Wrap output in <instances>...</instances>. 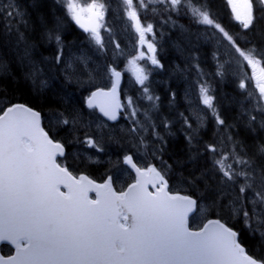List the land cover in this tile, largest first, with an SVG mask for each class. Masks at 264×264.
Returning a JSON list of instances; mask_svg holds the SVG:
<instances>
[{
	"label": "snow or ice",
	"instance_id": "snow-or-ice-1",
	"mask_svg": "<svg viewBox=\"0 0 264 264\" xmlns=\"http://www.w3.org/2000/svg\"><path fill=\"white\" fill-rule=\"evenodd\" d=\"M122 3L140 44L146 45L151 53L147 58L156 67L162 65L155 55V45L146 40V34L153 33V25L141 23L139 10H149L151 5L157 4L163 5L164 11L178 12L183 8L191 13L196 23L222 34L234 49L233 56L252 69L249 79L255 80L258 95L249 92L248 96L256 101L253 111L259 114V126L264 128V66H261L264 57L257 56L255 45L240 47L212 18L207 6L194 3V0H122ZM255 3L264 6V0H255ZM227 4L242 28L254 32L257 20L254 0H227ZM66 7L82 28L81 14H90L96 26L84 30L103 47L97 29L102 26L99 22L103 20L105 5L99 0H92L86 6H81L77 0H67ZM9 9L6 16L15 19L21 15L11 5ZM150 10L157 11L155 7ZM55 40L59 45V36ZM28 55L25 49L24 57ZM62 56L63 50L58 47L53 59L59 64ZM144 58L145 53L140 52L129 62L141 86L148 77L136 60ZM109 72L111 89L92 92L87 107L99 109L109 120H116L117 110L121 108L117 98L121 73L115 68ZM35 77L34 69L27 74L34 83ZM239 88L246 90L244 80L240 81ZM144 91L147 92V88ZM199 93L200 102L210 110L214 123L219 128H227L207 85L202 84ZM147 99L154 100L151 95ZM128 104L132 106L131 100ZM131 115L134 118L136 111ZM246 115L248 126L254 129L257 115ZM196 119L202 127L203 116L197 114ZM63 123L68 124L69 120ZM183 123L192 129L189 117H184ZM137 125L148 131L138 121ZM152 129L153 135L162 140L154 125ZM130 131L136 133L137 128ZM196 131L192 129L187 135L189 144L195 139ZM84 143L103 151L91 137ZM141 144H144L143 138ZM205 151L212 154L211 173L217 181L215 187L206 185L212 206L218 209V215L227 213L230 219H242L249 234L253 238L259 236L260 244L264 245V159L253 158L257 154L264 158V145L258 146L250 156L228 135L221 141L207 144ZM63 155V145L53 142L40 128L37 111L24 104H15L0 115V243L6 242L15 249V255L0 256V264H264V257L246 252L238 239L239 233L222 218L209 219L198 231L190 230L188 217L197 208V199L192 195L171 194L167 169L154 165L140 168L131 156H125L124 163L135 170L136 181L127 191L117 192L112 187L111 177L98 184L86 175L74 176L57 162L56 157ZM206 179L208 177L202 174L186 182L195 187ZM149 186L154 191H149ZM61 187L67 192L61 191ZM89 192H95V198H90Z\"/></svg>",
	"mask_w": 264,
	"mask_h": 264
},
{
	"label": "trees",
	"instance_id": "trees-1",
	"mask_svg": "<svg viewBox=\"0 0 264 264\" xmlns=\"http://www.w3.org/2000/svg\"><path fill=\"white\" fill-rule=\"evenodd\" d=\"M66 3L67 0H0V64L4 66L0 68V102L3 101L6 106L13 103H24L38 110L43 116V126L46 131L54 140L62 142L65 146L66 154L61 162L74 174L85 173L94 179L104 180L110 177L111 169L107 168L106 163L87 162L82 150L85 149L91 153L104 156L106 147L111 143L107 137V128L101 131L104 139L102 142L99 141L103 151L87 147L84 141L88 137L94 138L96 131L89 130L87 124L72 129L70 113L65 111L69 102V97L65 91L58 89L57 83L54 86L47 83L46 78L41 79V82H44L43 87L41 86L42 89H40L37 86L40 80L34 85L32 79L27 78V74L33 69L36 73L48 72L50 75L51 70L49 68L46 70L42 62H40L41 66H30L35 55L48 58V65L58 71L67 49L74 46L76 50H80L78 44L86 42V31L72 19ZM194 3L206 5L212 18L236 39L240 47L246 48L255 45L257 56L264 57V6L255 3L254 0V13L257 20L253 32L251 29L246 31L242 28V25L234 18L227 0H194ZM10 5L21 15L15 19L6 16L5 13L10 10ZM151 7H155L157 11H151ZM163 8V5L157 4L151 5L149 10H139L141 23L153 25V42L159 52V61L166 65L170 61L169 58L162 57L167 52L170 54L172 50L168 41L175 42L178 47L182 48L184 55L185 53L189 54V59L174 58V60H178L179 66L183 70L187 67L189 73H191V68L199 72V78L203 79L209 87V91L214 97V104L228 127L219 128L214 123V119L209 118L202 129H197L195 139L189 144L187 135L192 133V129L196 125L192 126V129L187 128L183 123L184 117H186L184 105L183 108L180 107L184 112L183 116L178 111L172 112L170 108L165 106V102L168 100V89L165 92L164 87L156 85L157 93L155 96L159 98L160 106L155 108L154 113H149L144 109L137 111V117L144 116L151 123V130L141 134L140 137L143 136V141H145L149 140L150 135L154 136L152 129V125H154L155 132L163 137L160 140L154 136L156 138L154 141L157 142L158 156L162 158L161 160L167 168L166 179H168L169 185H182L188 195L197 199L198 212L206 210V217L222 218L223 222L239 233L238 239L248 254L264 257V245L260 244L259 236L253 238L244 226L242 219H230L227 213H219L218 215V209L212 206V200L206 191V185L215 187L217 183L211 173L212 154L205 151L207 144L221 141L223 137L231 135L238 147L242 146L244 152L250 156L258 146L264 145V128L259 126V119L254 129L248 128V116H245L246 120L241 119L239 121L237 109L223 106L220 100V93H222L220 84L225 82L228 66H233L239 69L243 78L239 76L233 82L226 81L227 84L222 90L225 92L232 91L234 95H238L245 101L244 110L247 113L257 115L259 118V114L253 111L256 101L251 100L248 96L250 90L253 89V80L244 79L246 75L249 77L248 73L252 69L248 70L246 62H240L233 56L234 49H231V46L223 39L222 34L214 28L196 23L195 18L186 9L182 8L178 12H171L164 11ZM56 24L62 29L58 30L55 27ZM49 35L52 36L51 40H49ZM56 36L60 38L59 45L55 40ZM248 41H251V44ZM58 47L63 50L62 60L59 64L53 59ZM25 49L29 52V60L23 56ZM102 52L105 51L102 50ZM181 54L183 57V53ZM226 59L229 61L228 64H225ZM261 66H264V59H262ZM77 69H80L81 72H78L80 75L83 70L79 67ZM218 71L222 72V75L218 74ZM241 80H244L246 90L239 88ZM68 89L74 92L78 98L75 102L77 110L83 111L86 115L94 116L93 112L85 106L88 90L73 86ZM67 108L70 109L72 106ZM125 113L126 110L121 114V117H124ZM145 114H147V118ZM51 116L63 120L67 119L69 123L56 125L50 120ZM161 116L163 120L159 118ZM169 119H177L178 121L171 125ZM82 120L84 122L86 117ZM167 120L169 124L168 136L165 135L167 132L163 134V126ZM76 129L78 130L75 131ZM117 134L119 135L120 132L118 131ZM119 156L123 157L122 155ZM253 158L264 159L258 154ZM202 174L208 179L199 181L195 187L186 182L193 177H201ZM192 224L196 225L195 222ZM3 252L8 254L10 250Z\"/></svg>",
	"mask_w": 264,
	"mask_h": 264
},
{
	"label": "rangeland",
	"instance_id": "rangeland-1",
	"mask_svg": "<svg viewBox=\"0 0 264 264\" xmlns=\"http://www.w3.org/2000/svg\"><path fill=\"white\" fill-rule=\"evenodd\" d=\"M91 2L92 0H78V3L81 6H86ZM99 2L105 5L103 20L99 22L102 26L97 29L101 36L103 47L97 45L96 42L91 39V33L86 31V42L84 44L82 42L78 44L80 50H76L74 46H70V48L67 49V53L61 63V68H59L58 71L48 65V58L42 57L38 54L35 55L33 57L34 61L31 62L30 66H41L40 62H42L46 70L49 68L51 72L50 75H48V72L36 73V82L34 83L32 80V83L35 85L40 80L37 86L42 89L44 81L41 82V79L46 78L48 80L47 83H50L52 86L57 83L58 89L65 91L69 97L67 107L72 106L70 109L66 107L65 110L67 113H70L69 117L70 124L73 126L72 129L74 127L78 128V126L83 127L87 124L89 130L96 131V136L93 139L99 143V141L102 142L104 139L101 131L104 128H107V137H109L111 143L106 147L105 155H97L96 153H91L85 149L82 150V153L85 154L87 162L106 163L107 168L112 171V186L124 190L128 184L135 181L129 169L131 166L124 163L125 156H131L133 162L140 168L154 165L158 169H166L161 160L162 158L158 156L157 142L155 143L154 141L156 138L150 135L149 140H145L144 144H141V138L144 139V137H140V135L144 134L145 131L137 125L138 121L140 124L145 125L148 130H151L150 121L145 119L144 116L137 117V111L144 109L149 113H154L155 108L159 105L158 99H155V94L157 93L156 85L164 87L165 92L166 89H168V100L165 102V106L170 108L172 112L178 111L180 114L184 113L183 110L180 109V107L183 108L184 105L186 117L190 118L192 126L196 125L194 129H202V127L198 125L196 119L197 114L203 116V126L209 118H214L211 115L210 110L206 109L200 102L199 88L202 84H206L203 79L201 80L199 78V72L191 68V73H189L187 67L183 70V68H180L178 60H174V58H182V60L189 59V54L185 53L184 55L182 48L178 47L175 42L168 41L172 50L170 54L167 52L168 55H162V57L170 59L168 65L161 63L160 61L162 67L152 65L151 61L147 58L151 53L146 45L142 46L140 44L139 35L134 30L132 22L127 18L122 0H99ZM81 23L84 25V28L96 26V22L94 19L90 18V14L87 12L81 14ZM57 26L58 24L55 25V27ZM57 29L61 30L62 27H57ZM146 40L154 44L152 33L146 34ZM117 45H119V47H117ZM102 50L105 52L103 53ZM140 52L145 53V58L137 59L136 63L140 68L144 69V72L148 77L143 86L136 82L135 75L129 64L130 61L139 56ZM181 53H183V57ZM155 55L159 60L160 56L157 48ZM26 58L29 60V57ZM226 60L225 64H228L229 61L228 59ZM27 63L29 64V62ZM78 67L83 70L80 75L78 72L81 71L80 69H77ZM110 68H115L123 73L121 100L125 107L124 111L126 110L125 116L120 117V123L111 126L105 123L102 118L96 117L95 115L89 116L83 111L77 110L75 106L77 98L76 94L68 89L71 86L74 88L79 87V89L84 88V90H88L89 95V93L96 88H108L112 85V77L109 72ZM248 70H251V68L248 67ZM248 75L249 77L246 75L244 79L250 78L252 71L248 73ZM239 76L243 78V76L240 75L239 69L233 66H228L224 80L225 82L220 84L222 91V93H220V100L222 101L223 106L237 109L239 114L238 120L240 121L241 119L246 120L245 116L247 112L244 110L245 101L238 95H234L232 91L225 92L222 90L227 84L226 81L233 82V80L239 78ZM255 83V80H253V89H251L250 92L254 95H258ZM144 88H147V92L144 91ZM209 94L212 95L210 91ZM149 95L154 98L153 101L147 99ZM129 100L132 102L131 107H129L128 104ZM6 108L7 106L5 103L1 101L0 109L2 110H0V112ZM133 110L136 111V116L134 118L131 115ZM84 117H86V120L83 122L82 119ZM159 118H162L163 120L162 116ZM258 119H260V117ZM50 120L56 125L58 123H63L62 118L51 116ZM176 121L178 120L169 119L171 125ZM133 127L137 128L136 133L130 131ZM168 128L169 124L167 120L163 126V134L167 132ZM248 128L250 127L248 126ZM77 130L78 129L75 131ZM118 131L120 132L119 135L117 134ZM168 133L169 131L165 135L168 136ZM145 145H147V147H145ZM119 155H122L123 157ZM182 190H184V187L180 184H173L172 187L169 186L168 188V191L172 194H180ZM206 215V210H202L195 215L194 220L198 227L202 226L206 220L210 219L206 217Z\"/></svg>",
	"mask_w": 264,
	"mask_h": 264
},
{
	"label": "water",
	"instance_id": "water-1",
	"mask_svg": "<svg viewBox=\"0 0 264 264\" xmlns=\"http://www.w3.org/2000/svg\"><path fill=\"white\" fill-rule=\"evenodd\" d=\"M120 81H121V77H120ZM119 85H120V82H119ZM111 89V87L109 88V89H103L104 91H108V90H110ZM96 90H98V89H95V90H93L92 92H94V91H96ZM92 92L90 93V95L92 94ZM117 98H118V101H119V86H118V88H117ZM119 103H120V101H119ZM96 109V108H95ZM97 110V112L99 113V115L101 116V117H103L105 120H107L108 122H110V123H115L117 120H118V118H119V115H120V112L122 111V107L120 108V109H118L117 110V119L116 120H109L107 117H105L100 111H99V109H96ZM40 128L42 129V127H41V119H40ZM132 168V167H131ZM132 170L134 171V173L136 174V172H135V170L132 168ZM137 175V174H136ZM191 214V213H190ZM189 214V215H190ZM6 243V242H5ZM1 244V243H0Z\"/></svg>",
	"mask_w": 264,
	"mask_h": 264
}]
</instances>
